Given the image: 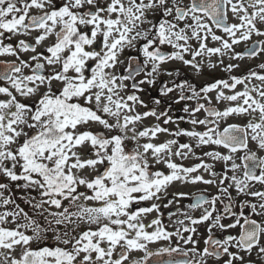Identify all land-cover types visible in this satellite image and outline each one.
<instances>
[{
	"label": "snow or ice",
	"instance_id": "snow-or-ice-1",
	"mask_svg": "<svg viewBox=\"0 0 264 264\" xmlns=\"http://www.w3.org/2000/svg\"><path fill=\"white\" fill-rule=\"evenodd\" d=\"M254 36L264 0H0V264H264V72L231 62L264 54L236 51ZM173 62L228 75L197 89ZM175 182L217 194L173 232L156 201Z\"/></svg>",
	"mask_w": 264,
	"mask_h": 264
},
{
	"label": "flooded vegetation",
	"instance_id": "flooded-vegetation-1",
	"mask_svg": "<svg viewBox=\"0 0 264 264\" xmlns=\"http://www.w3.org/2000/svg\"><path fill=\"white\" fill-rule=\"evenodd\" d=\"M217 34H222L219 31L217 32ZM257 39H263L261 37H256L255 39H253L252 41H249L247 43H241L239 45H236V51L237 52H245L247 50L248 47H250L252 45V43H254ZM215 42H213L214 45ZM242 44H244L243 47H238L237 46H241ZM132 55H135V53H131ZM264 54H260L256 57L253 58H249V57H245L243 60H234L231 61L232 63H238L240 65L239 69H236L233 71V75H242L247 73L250 69L251 70H255L257 72H264V70H261L259 68V65L264 63V59L261 60L262 56ZM213 62H215L216 58L213 57ZM229 61L227 60V58H225V63H228ZM175 63V62H173ZM172 64V63H170ZM168 64V65H170ZM167 65V66H168ZM180 69V75L178 77H175V79L177 80V82L183 81V80H187L190 84H193L194 86L197 87V89L209 84V83H213L215 82V80L217 79H223V78H227V73L224 72L222 70V68L218 67V68H210L205 66L200 72H196L195 70V74H188L186 72V70H184V68H179ZM173 71H175V69H173ZM141 77H137V79H140ZM171 77L168 76H161L159 77V79L157 80L156 86L155 87H149L148 85H145V91L143 93H139V95H141V97L145 100L146 103L149 104V107H152L151 104V99L152 97H158L159 96V92L158 89L159 87H161L163 82H170L171 81ZM178 94V90L177 93ZM174 94H170V96H173ZM214 95V94H213ZM164 100H167L168 98H162ZM187 103L190 106H194L195 105V101H187V102H181L180 104L177 105H173L171 112L169 113L170 115L173 116V118L175 119L178 116H186L187 114L183 113L181 111V108L183 107V105ZM213 103H215V101H213ZM161 108L164 107V104H162L160 106ZM218 107H223V105H218ZM140 111H144L145 109H138ZM199 117L202 119L204 118V113H200L198 114ZM153 119L149 118L147 121H145V123H153ZM229 123H244V121L239 118V117H234V118H230L226 121H221V125H220V130L222 131L223 128L227 127ZM167 127L174 128L175 125L173 124H169L167 125ZM179 127L181 128H191V125L189 123L186 122H179ZM203 127V126H201ZM165 138L164 134H161L160 139L163 140ZM181 142H184L186 140V138L181 137ZM250 148H252L253 151H256L255 145L250 143ZM222 151H226V150H222ZM243 152H239L236 154L237 156V163H241V160L239 159L240 156H243ZM260 156H264V152H258L257 153ZM198 161L193 159H189V160H185L183 161V163L186 166H192L194 163H197ZM217 170H220V165H217ZM231 174V173H230ZM206 178H208L206 176ZM256 189L258 190H262L264 191V187L260 186V185H256ZM178 192H184L187 193V196H176L175 194ZM203 193L205 195L208 196H213L217 194V188L215 185H204V184H185V183H181V182H175L171 185H169L168 189H167V193L165 195L162 196L160 201H156L157 203H160L161 205V219L162 222L167 226L169 231H176L177 229H182V225H180L178 223V221L180 220H184L185 221V225H188L189 222L185 219L184 215H182L183 212L188 211L187 205H189L190 203L193 202V197L195 194H200ZM235 192H233V196H235ZM169 201H172V203L170 205H168L167 207H165L164 205L168 204ZM146 203H151V202H146ZM218 209L222 207V205H220L219 203L217 204ZM201 210H195V211H191L189 212L190 215L194 216V217H198L200 215ZM156 215H158L157 213H152L150 214V216L148 217V219H152L154 218ZM198 227V232L200 233V240H201V247L203 246L202 241L204 238V233H205V226L204 225H199ZM184 235H188V233H184ZM169 242H161L158 245H150V248L152 250H157L158 248H162V247H166L168 246ZM174 246V245H173ZM181 247H184L181 244ZM143 255V253H142ZM157 258L156 257H152L151 261H155ZM163 260L167 261L169 259H175V260H181L183 259V256L179 253H173L172 257H169L167 253H165L162 257Z\"/></svg>",
	"mask_w": 264,
	"mask_h": 264
},
{
	"label": "rangeland",
	"instance_id": "rangeland-1",
	"mask_svg": "<svg viewBox=\"0 0 264 264\" xmlns=\"http://www.w3.org/2000/svg\"><path fill=\"white\" fill-rule=\"evenodd\" d=\"M256 37L254 36L253 37V39H255ZM264 39V38H263ZM210 46H214L213 44L212 45H210ZM244 46V44H242L241 46H237V48L238 47H243ZM239 49V48H238ZM264 59V55L262 56V58H261V60H263ZM169 69H176V68H184V70H186V72L188 73V74H195V71L193 70V69H191L190 67H188V66H184V65H181V64H179L178 62H175V63H172V64H170V65H168L167 66ZM22 206H24L25 208H26V210H27V206H25V205H22ZM48 243L49 244H52V243H54L53 241H51V240H49L48 241ZM161 242H157L156 244H152V246H154V245H158V244H160ZM149 247H150V245H149ZM136 256H137V258H139L140 256H142V253H136L135 254Z\"/></svg>",
	"mask_w": 264,
	"mask_h": 264
}]
</instances>
